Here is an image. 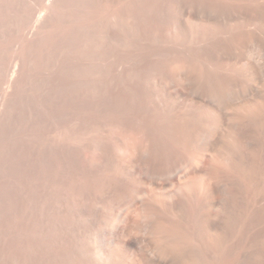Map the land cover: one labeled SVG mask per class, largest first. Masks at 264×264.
I'll return each instance as SVG.
<instances>
[{
  "label": "bare ground",
  "instance_id": "1",
  "mask_svg": "<svg viewBox=\"0 0 264 264\" xmlns=\"http://www.w3.org/2000/svg\"><path fill=\"white\" fill-rule=\"evenodd\" d=\"M0 264H264V0H0Z\"/></svg>",
  "mask_w": 264,
  "mask_h": 264
}]
</instances>
